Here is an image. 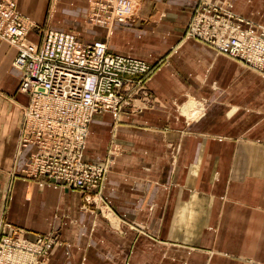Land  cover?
<instances>
[{"label": "crops", "instance_id": "crops-1", "mask_svg": "<svg viewBox=\"0 0 264 264\" xmlns=\"http://www.w3.org/2000/svg\"><path fill=\"white\" fill-rule=\"evenodd\" d=\"M135 2L133 20L106 32L90 26V0H17L30 20L98 36L110 51L166 57L147 80L151 106L100 111L89 123L84 158L115 150L104 214L83 205L79 188L22 172L36 147L19 144L29 96L19 90L17 47L0 39V224L55 232L45 264H264V74L184 37L196 0ZM262 5L234 1L264 25ZM27 36L39 37L33 27Z\"/></svg>", "mask_w": 264, "mask_h": 264}, {"label": "built area", "instance_id": "built-area-1", "mask_svg": "<svg viewBox=\"0 0 264 264\" xmlns=\"http://www.w3.org/2000/svg\"><path fill=\"white\" fill-rule=\"evenodd\" d=\"M127 18L132 0H96ZM232 0H197L189 36L264 73V28L232 9ZM116 12V13H115ZM28 28L17 0H0V39L18 46L14 64L21 70L19 90L29 96L23 107L20 146L35 144L22 172L32 178L79 188L86 199L103 185L107 163L83 156L95 113L123 107L132 111L153 104L147 85L153 61L110 51L105 41H84L69 30L48 27L40 44L26 40ZM10 221L0 224V264H45L59 236Z\"/></svg>", "mask_w": 264, "mask_h": 264}, {"label": "rangeland", "instance_id": "rangeland-1", "mask_svg": "<svg viewBox=\"0 0 264 264\" xmlns=\"http://www.w3.org/2000/svg\"><path fill=\"white\" fill-rule=\"evenodd\" d=\"M96 0H90V5H89V10L86 12V14H85V16H86V18L88 19V21H89V23H90V26H91V24H96V25H98V26H101V27H103V29H105V30H107L106 32H109V29L113 26V24L116 22V21H120V22H128V21H132L133 20V18H134V15H135V11H136V9H137V2H135V0H132L133 1V7H132V10H131V13L130 14H128V16H127V18H125V19H118L117 17H116V15H112V14H114V10H113V7H111V6H108L107 8H105V9H101L100 11L102 12V13H97V15H96V12H99V10L97 9V8H95V2ZM234 1L235 0H232V3H233V5H232V9L236 12V13H241V12H239V11H237L236 9H235V7H234ZM196 2H197V0H196ZM236 2L238 3L239 2V0H236ZM249 3V2H248ZM252 4H254L253 2H251V3H249V6H250V8L252 7V9H254V7H255V4H254V6L252 5ZM259 4H256V8L254 9L255 10V12L256 13H258L257 12V10H258V8H259ZM262 7L264 8V6L262 5ZM18 8V7H17ZM20 12V11H19ZM21 13V12H20ZM116 13V12H115ZM242 14V13H241ZM261 14H263L264 15V9H263V11L261 12ZM243 15V14H242ZM21 16H22V18L24 19V21L26 22V24H27V28H28V30H29V28L30 27H33L35 30H36V32H37V35H39V37L37 38V39H31V38H29L28 36H27V34H26V39H25V41L26 40H29V41H31V42H33V45L31 46L32 48L33 47H35V45L36 44H40L41 43V41H42V37H43V33H44V31H45V29H47L48 27H50V26H48V25H46V22H44V23H39V22H37V21H35V20H30L29 18H27L26 16H24L22 13H21ZM243 16H245L246 18H249L250 20H252L253 22H254V24L256 25V26H259V28H261V25L263 26V24L261 23V22H258V21H256V20H254V19H252L251 17H249V16H247V15H243ZM254 17V16H253ZM188 22H189V20H188ZM187 22V24H186V28H185V30H184V33H183V35H184V37H193V36H189L188 34H187V31H188V23ZM135 23H138V22H135ZM137 25V24H136ZM27 33H28V31H27ZM193 38H195V37H193ZM85 39H88V38H85ZM92 39V40H91ZM95 39H100V40H103V39H101V38H99L98 36H94V37H90V39L89 40H84V41H93V40H95ZM5 40V39H4ZM7 41V40H6ZM103 41H105L106 43H107V41L106 40H103ZM7 42H9V41H7ZM10 44H12L11 42H9ZM12 45H14V46H16L15 44H12ZM107 45H108V43H107ZM17 47V49H18V46H16ZM108 48L110 49V47L108 46ZM216 49V48H215ZM217 50V49H216ZM113 51V50H112ZM218 51V50H217ZM17 53H18V50H17ZM224 54H226V53H224ZM17 55V54H16ZM226 55H228V54H226ZM229 56V55H228ZM137 57H139V56H137ZM165 55H160V56H158L157 57V60L156 61H153V63L152 64H154L155 66H154V69L156 68V66L158 65V63H160V62H162V60L163 59H165ZM142 58V57H141ZM235 59H237V58H235ZM14 60H15V58H14ZM14 60H13V62H14ZM239 60V59H238ZM241 61V60H240ZM150 62H152V61H150ZM243 63V62H242ZM244 64V63H243ZM15 65V64H14ZM16 66V65H15ZM244 66H246L245 64H244ZM246 67H248V68H250L249 66H246ZM154 69H153V71H154ZM252 69V68H251ZM255 70V69H254ZM152 71V72H153ZM256 71H258V72H260V73H262V74H264L262 71H260V70H256ZM152 74V73H151ZM150 76V75H149ZM148 76V77H149ZM200 111H198V112H196L197 114L199 113ZM116 114V113H115ZM197 117V116H196ZM22 118H23V116H22ZM195 118V117H194ZM21 124H22V121H21ZM20 129H21V126H20ZM88 135V134H87ZM86 141V140H85ZM115 153V150H114V148H110V149H108V152H107V155L105 156V158L102 160V161H100V162H103V163H107L108 164V168H107V171H106V176H107V173L109 172V170H110V168H111V166H112V164H113V160H114V156H113V154ZM106 176H105V179H106ZM105 179H104V182H105ZM40 180V179H39ZM44 181H47V180H44ZM51 182V181H50ZM104 182H103V185H104ZM103 185H102V188L98 191V192H96L95 194H91V197L89 198V199H86V197H85V194H83L82 193V198H83V205H85V206H96V207H99L100 208V210H104L103 211V213L105 214V210L106 211H108V209H112V207H111V204H110V202L107 200V198L105 197V194H104V192H103ZM120 220H122V218L120 219ZM23 227H25V226H23ZM26 228V227H25ZM28 229V228H27ZM61 239L59 238L58 239V241L57 242H59Z\"/></svg>", "mask_w": 264, "mask_h": 264}, {"label": "bare ground", "instance_id": "bare-ground-1", "mask_svg": "<svg viewBox=\"0 0 264 264\" xmlns=\"http://www.w3.org/2000/svg\"><path fill=\"white\" fill-rule=\"evenodd\" d=\"M262 26V25H261ZM264 28V25L262 26Z\"/></svg>", "mask_w": 264, "mask_h": 264}]
</instances>
